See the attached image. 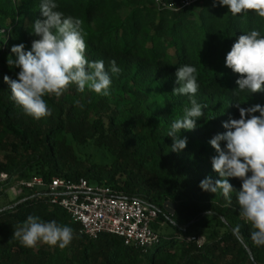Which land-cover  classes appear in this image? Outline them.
I'll return each mask as SVG.
<instances>
[{
    "label": "trees",
    "instance_id": "1",
    "mask_svg": "<svg viewBox=\"0 0 264 264\" xmlns=\"http://www.w3.org/2000/svg\"><path fill=\"white\" fill-rule=\"evenodd\" d=\"M187 1L55 0L58 11L82 21L86 58L102 60L112 83L108 96L71 85L60 97H46L52 115L37 120L11 98L3 78L16 79L19 72L7 64L10 55L15 59L12 46L23 43L27 51L37 38L31 29L43 18L40 0H0V174L8 175L0 182V197L24 180L86 178L159 208L153 228L161 236L152 252L110 233L91 238L52 202L48 189L25 188L0 207V264H264V246L252 242L236 192L230 203L221 190L199 186L206 177L220 179L211 165L217 153L209 141L227 131L225 121L239 119L236 105L264 106V91H234L239 74L225 65L240 35L252 29L264 35V18L254 11L234 16L227 6H213L214 0L189 6ZM112 61L119 74H111ZM183 65L197 68L195 99L207 108L195 130H181L186 148L173 152L167 133L191 106L189 96L172 93ZM229 183L237 191L242 184L238 178ZM29 215L70 226V245H21L14 229ZM203 232V244L191 240Z\"/></svg>",
    "mask_w": 264,
    "mask_h": 264
},
{
    "label": "clouds",
    "instance_id": "2",
    "mask_svg": "<svg viewBox=\"0 0 264 264\" xmlns=\"http://www.w3.org/2000/svg\"><path fill=\"white\" fill-rule=\"evenodd\" d=\"M217 2L227 6L234 16L254 11L264 18V0H214L213 6ZM39 9L43 18L32 24L31 34L37 38L33 39L30 50L26 51L23 43L14 45L11 53L15 54V59L11 55L7 59L10 68H19L16 79L7 75L3 78L10 86L11 98L27 115L39 120L52 115L46 97H60L71 85H76L79 92H84L87 86L97 94L108 96L112 83L109 70L102 60L90 62L86 58L82 21L58 11L55 0H40ZM225 65L239 74L235 92L264 91V35L261 31L252 29L240 35L226 54ZM120 71L112 61L111 74ZM175 75L179 86L172 93L189 96L191 104L167 133L173 138L171 151L180 152L187 146V138L180 137L181 130H195L196 120L205 115L203 109L207 105L195 99L199 89L195 66L183 65L177 68ZM236 106L239 119L225 121L222 126L227 131L216 134L209 141L217 153L211 157V165L220 179L213 182L211 177H206L199 186L212 193L221 190L230 203V194L235 191L239 216L250 226L252 242L264 246V106ZM222 141L225 142L223 148ZM229 178L241 180L238 191L229 183ZM239 228L237 225L233 230L235 235L239 234ZM13 237L28 248L47 244L63 249L70 245L74 233L70 226L56 220L44 221L39 216L29 215L14 229Z\"/></svg>",
    "mask_w": 264,
    "mask_h": 264
},
{
    "label": "built area",
    "instance_id": "3",
    "mask_svg": "<svg viewBox=\"0 0 264 264\" xmlns=\"http://www.w3.org/2000/svg\"><path fill=\"white\" fill-rule=\"evenodd\" d=\"M196 0H188L189 6ZM161 4V0H156ZM8 179L0 174V182ZM25 188H46L52 195V202L63 207L81 225V232L91 238L103 233L122 237L125 243L136 248L148 249L158 242L161 236L154 230L153 223L159 217V208L141 199H127L112 187L90 183L86 178L73 180L56 177L50 183L38 177L20 181L11 189L20 195ZM200 244L202 238L191 237Z\"/></svg>",
    "mask_w": 264,
    "mask_h": 264
},
{
    "label": "rangeland",
    "instance_id": "4",
    "mask_svg": "<svg viewBox=\"0 0 264 264\" xmlns=\"http://www.w3.org/2000/svg\"><path fill=\"white\" fill-rule=\"evenodd\" d=\"M158 98L160 100H162V96H158ZM96 160L100 161L101 160L100 156H97L96 157ZM18 196H19L18 194L14 193L13 190L11 188H9L6 191L5 195H3L2 197H0V207H2L4 205L9 204L10 202L14 201ZM169 209L171 210L172 207L169 206ZM202 236L203 237H201V238H202V241H203L204 238H205V236H206V233L203 232L202 233ZM156 247H157V245H154V246L150 247V252H152L153 249H155Z\"/></svg>",
    "mask_w": 264,
    "mask_h": 264
}]
</instances>
